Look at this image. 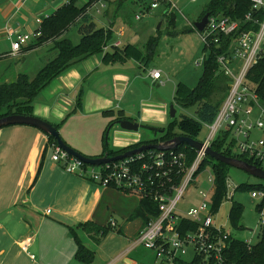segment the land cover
I'll list each match as a JSON object with an SVG mask.
<instances>
[{"label":"crops","instance_id":"0c3cea01","mask_svg":"<svg viewBox=\"0 0 264 264\" xmlns=\"http://www.w3.org/2000/svg\"><path fill=\"white\" fill-rule=\"evenodd\" d=\"M66 1L0 0V62H13L5 63L0 68L1 72L6 69L10 71L8 76L2 78L5 81L3 83H10L17 75L26 74V59L37 57L41 51L52 48L49 42L26 50L35 42V39H30L17 56H11V41L16 36L8 32H35L39 22ZM123 1L101 0L98 5L104 7L103 18L106 21L98 22L99 26L91 11L88 14L96 29H108L113 34L102 54L90 56L67 68L41 90L32 104L34 117L58 125L57 131L62 141L88 158L103 157L105 148L119 151L155 138L151 135L153 138L145 139L139 132L122 130L117 124H113L105 133L111 121L123 118L162 129L173 119L169 109L171 106L175 109V92L172 102H169L170 98L163 91L157 92L151 86L155 84L164 88L169 77L157 68L149 70L148 61L143 59L146 41L150 36L143 34L139 37V32L131 30L124 20H121V25L117 23ZM165 2L177 8L170 0ZM148 6L143 3L141 10ZM169 12L176 13L178 8L177 11ZM191 16L196 17L194 21L197 22V8ZM70 31L79 36V42L81 36L76 27H71L63 38L69 39ZM196 33L198 35V31ZM126 48L129 58L125 62H102L104 53ZM49 53L54 57L52 50ZM153 70L160 72L158 80L150 78L149 72ZM79 95L81 105L76 108ZM50 146L47 136L35 128L9 126L0 129V264H82L74 259L76 245L67 227L76 228L86 222L98 226H110L113 222L115 227L110 226V232H116L126 240L107 254H101L100 249L96 255L95 250L99 249L107 236L99 243H93L86 233L77 229L87 248L93 250L91 244L96 247L93 250L95 258L90 264H123L130 254L126 252L131 242L143 227L141 218L134 216L140 200L136 196L102 188L66 173L60 163L46 156ZM26 148L28 152L22 154ZM21 160L23 164L19 167L16 161ZM47 210H50L49 214ZM16 215V228L23 225L25 231L21 239L13 227L12 232L10 230V222ZM128 241L131 242L126 247Z\"/></svg>","mask_w":264,"mask_h":264},{"label":"built area","instance_id":"2783aa9c","mask_svg":"<svg viewBox=\"0 0 264 264\" xmlns=\"http://www.w3.org/2000/svg\"><path fill=\"white\" fill-rule=\"evenodd\" d=\"M87 2H90L88 13L101 4V0ZM158 2L152 0L149 9L141 11L142 16L148 10L156 9ZM169 11H177L176 6L169 4ZM140 19V15L135 16V20ZM8 34L16 36L11 41V56H17L30 39L39 36L36 31L30 34ZM198 35L206 49L212 45L220 46L224 37L229 39L223 52L216 58L219 71L228 80V90L214 121L203 125L208 133L200 141L202 148L194 150L195 156L191 163H187L183 152H176L175 149L148 150L119 161L91 166L69 155L57 144L50 146L51 160L60 163L66 173L102 188L121 190L124 194L156 205L157 215H148V223L139 230L126 252L142 246L154 251L156 264L188 263L187 257L190 258L189 262L196 260L199 264H229L224 259V253L233 238L214 221L215 214L211 210L215 191L212 171L206 178L207 190L198 193L199 204L185 213L177 209L186 188L191 183H198L207 169L199 172L207 158L206 148H211L219 134L229 133L230 140L234 141L235 155L245 156L261 166L264 164V139L252 137L254 131L264 132V103L259 99L255 85L248 79L250 70L264 58V0H250L249 9L241 19L209 16ZM149 76L158 80L160 72L150 71ZM225 186V199L232 200L236 187L228 179ZM250 197L263 203L259 211L260 229L264 226V191L254 190L250 192ZM110 226L114 228L115 224L112 222ZM243 242L248 248L253 244L250 240Z\"/></svg>","mask_w":264,"mask_h":264},{"label":"trees","instance_id":"16d2710c","mask_svg":"<svg viewBox=\"0 0 264 264\" xmlns=\"http://www.w3.org/2000/svg\"><path fill=\"white\" fill-rule=\"evenodd\" d=\"M158 1L165 4V11H167L164 13V17L168 20L170 26L173 27L175 14L169 12V5L166 4L165 0ZM78 2L79 0H67L63 6L39 23V27L36 30L39 36L35 39L34 44L26 50L51 42L54 57L33 78H29L26 74H19L14 81L0 84V118L9 115L33 116L32 104L41 90L73 64L90 56L102 54L103 49L110 43L113 37L112 32L108 29H96L95 24L88 15L90 2L82 6L78 5ZM249 6L250 0H209L203 7L197 21H200L205 14H209L210 17L225 16L231 19H241L248 11ZM147 9H149V6ZM71 27H76L81 36L80 41L76 45H73L69 39L63 38ZM191 30L196 31L194 28ZM228 41L229 39L224 37L221 39L220 46L212 45L209 49L203 47V51L208 54H205L202 74L196 86L190 89L183 84H178L175 89L173 104L184 111L192 110V115L181 114L179 120L174 117L162 128L163 133L150 141L141 142L136 146L119 151H111L105 148L104 151L107 156L114 157L139 148L144 144H157L171 140L179 135L197 141L196 138L203 125L211 124L214 121L218 109L227 95L228 80L219 71L216 58L223 52ZM156 44L157 39L150 38L145 45L143 59L148 61V63L155 55ZM127 50L128 48L124 50L115 49L112 53H104L102 62L104 64L125 62L129 58ZM248 79L255 85L259 99L264 103V58L250 70ZM218 95H222L221 99L213 103L211 101L212 97H217ZM80 105L81 95L78 96L76 101V108H79ZM121 119L123 118L118 120ZM118 120L111 121L105 133ZM53 126L56 130L58 129V125ZM47 143L56 144V140L47 136ZM233 146L234 141L230 140L229 133L224 132L217 136L211 145V149L226 157H234L262 168L260 164L245 156L235 155L232 152ZM175 151L183 152L187 157L188 164L194 159V150L185 145L178 147ZM43 156L44 154L42 158ZM206 168H210L214 175L215 191L211 199V210L216 214L225 199V183L230 167L207 157L202 163L199 172L204 171ZM244 190H249L250 192L254 190L264 191V185L247 186L242 184L236 187L235 192ZM262 205V202L257 205L258 211L261 210ZM242 213V205L232 202L228 213V222L232 228L242 230V226H240ZM148 215H157L156 205L147 200H140L139 206L134 211V216L141 218L144 226L149 221ZM185 225L193 228L189 224ZM67 229L69 236L76 245L74 259L82 264L92 263L95 258V252L83 244L77 229L86 233L93 243H99L112 230L110 226H98L91 222L79 224L76 228L67 227ZM224 259L229 264H264V226L259 229L256 242L249 248L243 241L231 239L229 247L224 253ZM179 264L199 263L194 260L188 263L180 262Z\"/></svg>","mask_w":264,"mask_h":264},{"label":"rangeland","instance_id":"374dc122","mask_svg":"<svg viewBox=\"0 0 264 264\" xmlns=\"http://www.w3.org/2000/svg\"><path fill=\"white\" fill-rule=\"evenodd\" d=\"M86 1L87 0H79L78 5H82V3H85ZM170 1L175 3L178 8V12L174 13L175 19L173 27L170 26L168 20H166L164 17L163 13L166 6L163 3L158 2V7L156 9L149 10V13H146L144 16H142V4L144 3V5H149L152 0H137L136 2L131 0L123 1L120 18L118 19L117 23L121 25V20H124L127 24H129V28H131V30L139 32L141 35L139 37H142L143 34H146V36H150L149 38L157 39L155 55L147 66L149 70L153 68L161 70L166 76L169 77V82L166 83L164 88L158 87L155 84L153 85L152 83L151 86L157 92L163 91L167 98H170L169 102H172L171 98L178 84H183L189 88H194L202 74V59L205 54L207 55L208 53L203 51L204 46L197 33L191 30L193 29L192 23L195 22L194 20H196V17H192L191 14L194 10H196V8L197 12L200 14L201 10H203V7L209 0H194L193 2H191V0ZM103 8H101L100 5H97L90 10L92 17L97 23L106 21V19L104 20L103 18ZM136 15L141 16L139 21L134 20ZM97 26H99V23ZM68 38L73 45H76L79 40V36L72 31L69 32ZM149 38L147 37V40ZM51 50L52 48L49 47L46 50L48 52L43 50L38 53L37 57L31 56L24 61V66H26L25 73L29 78H33L35 74L43 67V65L53 58V55L49 53ZM196 62H199V65H196ZM5 63L11 64L13 62L9 60L0 62V68H2V65ZM37 66L38 68H36ZM9 72L10 71L7 69L3 70L2 72L0 71V84L5 82L2 78L5 75L8 76ZM221 97L222 95H218L217 97L213 96L211 101L214 103L221 99ZM175 110V119L177 120H179V116L181 114L192 115V110L184 111L176 106ZM138 132L142 134L145 139L153 138L148 132L143 130H139ZM207 133V129L202 127L196 138L197 141H202L207 136ZM252 137L255 139H264V132L254 131L252 133ZM28 150V148L23 149L22 154L27 153ZM232 152H236L235 148H232ZM51 153L52 150L48 149L46 156L50 157ZM16 163L17 166L20 167L23 164V161H16ZM262 168L264 169V164L262 165ZM210 172L211 169L207 168L205 172L202 173L198 183H191L186 188L177 207L179 211L185 213L189 209L199 204L200 198L198 193L199 191L207 190L208 183L206 178ZM227 179L233 184L234 187L242 184L247 186H254L258 184L264 185V181L232 167L229 169ZM118 192H121V190ZM121 193H123V191ZM232 202L239 203L243 207V213L240 219V226H242V230L232 228L228 222V213ZM259 203L260 201L250 197L249 190H244L242 192L237 191L235 192L232 200L224 199L217 213L214 215L215 224L217 226H221L223 230L234 239L250 240L251 242L255 243L259 233V211L256 208ZM17 218L18 215L12 218L14 220L10 222V230L12 232L11 227H13V231L15 230L16 234L19 235V238L21 239L23 236H25V231L23 225L16 228L17 226L15 219L17 220ZM106 236L107 237L102 241L99 249L95 250L96 255L100 249L101 254H107L111 249H116L119 244H123L124 241H126L125 239L123 240V238L116 232H110ZM131 241L127 242L126 247L129 246ZM91 248L94 250L96 247L95 245L91 244ZM186 261L189 262L190 258L187 257ZM124 263L156 264L155 253L152 250L139 246L130 252V254L125 258V261H123V264ZM28 264H31V262H28Z\"/></svg>","mask_w":264,"mask_h":264},{"label":"water","instance_id":"95a60500","mask_svg":"<svg viewBox=\"0 0 264 264\" xmlns=\"http://www.w3.org/2000/svg\"><path fill=\"white\" fill-rule=\"evenodd\" d=\"M208 17L209 14H205L200 21L195 22L193 24L194 29L198 32H201L204 26L206 25ZM175 112L176 110L174 109L173 106H171L169 109V115L171 118H174ZM116 124L122 130L130 131V132H138L139 130H143L145 132L150 133L154 137H157L158 135L163 133V130L160 128L144 125L138 122L129 121L127 119L118 120ZM9 126H27V127L35 128L41 133L54 138L56 140L57 146H59L63 151L79 159L83 163L91 166H99L109 162L119 161L124 158L136 154H140L141 152L148 150L171 151L177 149L182 145H185L193 150H200L202 148V144L199 141L193 140L186 136L179 135L172 138L171 140L160 142L157 144H144L139 148H135L133 150L127 151L123 154L114 157H108L107 154H105L103 157H99V158H88L68 147L60 138L58 131L55 129V127L42 119L33 116H24V115H9L0 118V129ZM107 137L108 136L106 135L105 137L106 141H107ZM205 154L207 155V157L213 159L214 161L223 163L235 169H239L250 176H253L257 179L264 181V169L262 168L248 164L234 157H226L220 153L213 151L211 148H206Z\"/></svg>","mask_w":264,"mask_h":264}]
</instances>
